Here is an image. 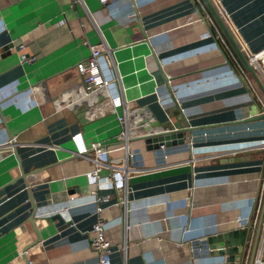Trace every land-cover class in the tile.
Segmentation results:
<instances>
[{"label":"crops","instance_id":"obj_1","mask_svg":"<svg viewBox=\"0 0 264 264\" xmlns=\"http://www.w3.org/2000/svg\"><path fill=\"white\" fill-rule=\"evenodd\" d=\"M213 2L262 53L264 0ZM102 41L107 95L85 98L76 65ZM235 58L201 0H0V264H100L96 197L109 264H226L206 238L258 224L264 204V121L239 123L261 98ZM173 108L197 130L148 151L130 112L173 123ZM92 143L127 163V183L110 185V169L102 189L88 183Z\"/></svg>","mask_w":264,"mask_h":264},{"label":"water","instance_id":"obj_2","mask_svg":"<svg viewBox=\"0 0 264 264\" xmlns=\"http://www.w3.org/2000/svg\"><path fill=\"white\" fill-rule=\"evenodd\" d=\"M201 1L209 12L211 18L214 20L224 39L228 43L237 61L240 63L243 70L248 74L249 78L264 98V81L259 74L257 64L252 61V58L250 59L248 57L247 52H245L239 45V42L232 33L230 27L226 23L223 15L220 13L213 0ZM255 60H257V58H255ZM258 61L263 65L261 57L258 58ZM105 89L106 87L99 88L85 98L95 99V97H97L96 99L99 100L101 97L100 95L97 96V94L101 93L105 97V95H107V90ZM109 99L107 100L110 101L111 99ZM172 112L177 113V116H175L177 117L176 120L173 123L167 121L166 123L162 124L158 123L154 119L153 115L147 112V110L136 112L134 114L130 112L128 122H130L131 125L136 124V131L142 133L138 140L144 142L148 151H156L163 147L172 148L179 145H183L185 139H189L191 133L197 130L196 128H193L188 124L187 120L184 118L183 113H181L180 108H178V110L176 108H173L171 113ZM167 113L169 114V111H167ZM136 116L140 118V121H137ZM259 121H264V114L260 113L259 115L248 117L239 123L245 125ZM263 216L264 204L262 207L257 227L255 229L248 264H253L255 254L259 247V238L261 234ZM248 237L249 230L247 229L229 230L225 232L221 231L209 235L206 238V243L209 247L211 256L223 257L225 259L226 264H241L243 258L244 245L247 242ZM31 247L32 246H30L29 248ZM27 250L28 248L26 249V251Z\"/></svg>","mask_w":264,"mask_h":264},{"label":"built area","instance_id":"obj_3","mask_svg":"<svg viewBox=\"0 0 264 264\" xmlns=\"http://www.w3.org/2000/svg\"><path fill=\"white\" fill-rule=\"evenodd\" d=\"M98 1L101 4H105L107 2V0ZM108 50L109 49L107 48L106 44L102 41L90 48V55L85 61L80 62L76 65L77 74L88 88L87 91L83 93L86 97L89 94L95 92L97 89L104 88L106 85L104 79L101 77L98 61L103 56V54L109 53ZM263 53L264 51L262 53H259L258 55L260 56ZM247 54L250 59L252 58V56H255V58L257 59L259 58L258 55H250L249 53ZM248 83L250 86H252L249 80ZM257 101L260 104L261 114H264V104L258 97ZM119 120L121 123L127 125V120L125 118H119ZM103 148L104 147L101 145V143H92L89 149L87 147H82L79 153V156L83 157V159H86V161H89L92 167V171L86 176L88 179V183H90L91 185H95L98 189H102L103 184L101 183V172L105 169L111 170V177L107 181L110 185L113 183L114 185H117L121 182L127 183V180L131 175L130 168L127 163L120 168L111 167L108 164V151ZM72 199L73 197H71V200ZM93 202L95 203V213L98 215V218L92 228L93 238L90 241V247L98 255L100 264H109V255L111 253L112 246L105 237L104 219L102 216L104 208L101 206L108 203V197H96ZM121 205L125 206L126 201L121 202ZM234 224L239 229L249 230V237L244 245L243 258L241 263L248 264L257 223L256 221L251 222L249 219H239L236 220ZM253 264H264V216L261 225L259 247L255 254Z\"/></svg>","mask_w":264,"mask_h":264},{"label":"rangeland","instance_id":"obj_4","mask_svg":"<svg viewBox=\"0 0 264 264\" xmlns=\"http://www.w3.org/2000/svg\"><path fill=\"white\" fill-rule=\"evenodd\" d=\"M261 66H262V64L259 61H257L258 71H259L261 78L263 79L264 78V71L261 69ZM249 80H251V79L249 78ZM263 81H264V79H263ZM255 89H256L255 91L257 92L258 96H260V98H261L260 100H262L264 102V98L261 95V93L259 92V90L257 88H255ZM255 100L257 101V97H255Z\"/></svg>","mask_w":264,"mask_h":264},{"label":"bare ground","instance_id":"obj_5","mask_svg":"<svg viewBox=\"0 0 264 264\" xmlns=\"http://www.w3.org/2000/svg\"><path fill=\"white\" fill-rule=\"evenodd\" d=\"M263 54H264V53H263ZM263 54H261L260 56H261V60L264 62V55H263ZM258 56H259V55H258ZM260 56H259V57H260ZM252 61H254L255 64H257L258 59L255 60V56H252ZM261 69L264 70V69L262 68V66H261Z\"/></svg>","mask_w":264,"mask_h":264},{"label":"trees","instance_id":"obj_6","mask_svg":"<svg viewBox=\"0 0 264 264\" xmlns=\"http://www.w3.org/2000/svg\"><path fill=\"white\" fill-rule=\"evenodd\" d=\"M234 55V54H233ZM235 57V56H234ZM236 59V58H235ZM236 61H237V59H236ZM238 64L240 65V63L238 62Z\"/></svg>","mask_w":264,"mask_h":264}]
</instances>
